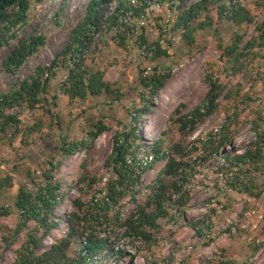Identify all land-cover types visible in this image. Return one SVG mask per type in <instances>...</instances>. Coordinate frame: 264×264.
Here are the masks:
<instances>
[{
    "label": "rangeland",
    "instance_id": "1",
    "mask_svg": "<svg viewBox=\"0 0 264 264\" xmlns=\"http://www.w3.org/2000/svg\"><path fill=\"white\" fill-rule=\"evenodd\" d=\"M89 1L30 0L27 22L18 37L43 36L46 43L14 75L5 71L3 63L18 39L0 49V94L14 91L39 67L51 66L70 44L74 29L84 21ZM121 1L126 3L127 12L119 23L135 35L126 42L124 51L109 42L116 37V28L105 32L107 18ZM199 1L162 0L159 12L152 9L148 0H116L105 7L104 29L94 35L87 55L104 72V80L116 93L70 101L62 90L68 74L64 67L49 81L48 93L35 109L23 104L5 110V116L15 117L18 123L0 131V184L8 179L0 187V264L16 262L26 234L35 226L32 221L20 234H14L19 222L14 204L21 188L35 191L44 184V173L52 175V182L60 185L58 194L63 197L52 211L59 225L46 236L37 233L42 238L36 250L40 255L65 236V222L71 213L77 211L85 216L94 198L105 197L102 191L115 179L107 164L113 154L114 137L133 133L136 157H154L156 144L166 153L173 146H181L183 157L179 159L193 169H188L184 188L190 200L183 213L175 214V219L159 221L157 240L151 246H142L124 236L125 228L98 226L97 232L111 236L113 243V252L99 254L98 264H264V247L254 255L252 249L253 245L264 244V172L251 175L262 187L260 197L253 198L231 188L230 181L236 174L228 170L224 159L225 154H244L254 147L257 126L264 129V44L249 48L242 61L244 69L237 74L227 70L221 60V49L231 44L236 33L244 34L242 45L257 36L256 25L264 20V8L256 5L257 0H234L250 11L254 21L242 26L222 22L217 31H198L195 43L189 46L181 31L170 28L176 22L177 6L188 8ZM142 32L150 46L146 55L136 43ZM157 43L167 50L166 54L155 56ZM155 72L168 77L164 87L154 94L144 90L141 78H151ZM209 75L227 84L217 100L218 109L183 135L177 121L204 103L210 91ZM98 122L107 129L91 140L89 133ZM226 127L232 134L231 144L215 153L212 137ZM81 142L87 146L79 152L68 155L64 151ZM165 163L166 160L160 161L153 170L142 173L138 203L128 197L116 209L123 219L132 215L137 204H144L147 186ZM77 200L82 209L75 205ZM2 208L10 214L3 216ZM196 224H206L202 236L197 234ZM3 237L10 239V247ZM84 239L73 241L70 258L79 256Z\"/></svg>",
    "mask_w": 264,
    "mask_h": 264
},
{
    "label": "trees",
    "instance_id": "2",
    "mask_svg": "<svg viewBox=\"0 0 264 264\" xmlns=\"http://www.w3.org/2000/svg\"><path fill=\"white\" fill-rule=\"evenodd\" d=\"M115 1L90 0L85 11L84 21L74 29L70 44L52 62L51 66L39 67L30 78L21 82L14 91L8 94H0V120H2L0 131H5L8 126L18 123L15 117L5 116V110L23 104L35 109L42 103V96L48 93L49 81L56 76L59 69L64 67L68 69V74L62 84V90L70 101H85L90 97H98L110 92L111 94L116 93L115 90H112L111 84L104 80V72L94 66L93 58H88L94 35L104 29L103 12L105 7ZM256 5L264 8V0H257ZM29 9L30 0H0V49L18 39L16 47L3 63L5 71L12 75L16 74L28 58L36 54L46 43L43 36L18 37V31L27 22ZM126 12V3L121 1L115 12L107 18L108 23L105 28V32L116 28V37L109 42L121 51L127 48V41L135 38L132 29L123 23H119L120 17ZM175 13L176 22L174 26L172 24L170 29L181 31L183 39L189 46L195 43V35L198 31H211L213 29L217 31V25L222 22L242 26L254 21L250 11L234 0H200L188 8H184L182 5L177 6ZM256 30L257 36L249 42L242 45L244 34L236 33L231 44L221 49V60L224 67L231 73L237 74L244 69L242 61L243 57L249 54V48L264 44V20L256 25ZM136 43L146 55L150 46L147 45L143 32ZM156 45V57L167 53V50L162 49L159 43ZM167 77L168 74L161 75L155 72L151 78H141V85L144 90H150L151 93L155 94L164 87ZM207 80L210 91L204 103L177 121L180 125L179 130L183 135H187L188 130L195 129L199 121L218 109L217 100L227 84L220 83L219 80L214 79L213 75H209ZM261 119L264 118L261 117ZM257 127L259 131L254 147L244 154H236L235 156L225 154L224 159L227 162V167H229L228 170L236 174L230 181L231 188L258 199L262 187L256 184L251 175L264 172V129L260 130L261 125ZM228 128L226 127L220 135L212 137L210 143L213 148L216 146L215 153L219 148L231 144L232 134ZM106 129L107 127L102 122H98L94 126V130L89 133L90 139L95 140ZM133 135L134 133L131 134V136ZM131 136L119 135L114 137L113 154L107 160V164L113 168L115 179L108 182L105 197L101 200L94 198V201L89 203V209L85 216H80L77 211L71 213L65 222L67 227L65 236L40 255L36 254V250L40 247L42 238L37 237V233L42 232L43 236H46L59 225L52 217V211L63 197L58 194L60 185L52 182V175L44 173L45 182L37 186L35 191L28 192L24 188L19 190L14 204V211H17L19 215V222L14 234H20L32 221L35 222V226L26 234L14 264H98L96 258L99 254L113 252L111 247L113 243L110 242L111 236H101L97 232L98 226L111 227L114 225L117 228H125L124 236L142 244V246H151L157 240L159 221L175 219V214L183 213L190 200L189 192L184 189L189 179L187 176L188 169H193L188 163L180 160L182 156L181 146H173L174 148L166 153L160 146L154 145L153 163L141 167L136 164V151L133 149L134 141ZM86 146V142L74 143L64 151L68 155H72ZM128 157L132 158L131 164L127 162ZM163 160H166L164 167L157 173L152 184L146 188L148 195L144 204H137L132 215L123 219L120 212L116 210L117 207L128 197L138 203L137 188L142 184V173L153 170L156 163ZM7 180L5 178L2 181L1 188L4 187ZM75 205L78 209L83 208L80 200L75 201ZM2 211L3 216L10 214L8 209L2 208ZM203 225H195L199 227L197 228L199 236L203 235ZM79 238L85 239L82 242L79 256L72 259L69 256L70 247L73 241ZM3 241L7 242L8 247L12 244L9 238L3 237ZM261 247H264V244L253 245V255ZM140 251L138 250V253ZM244 264L248 263L245 262Z\"/></svg>",
    "mask_w": 264,
    "mask_h": 264
},
{
    "label": "built area",
    "instance_id": "3",
    "mask_svg": "<svg viewBox=\"0 0 264 264\" xmlns=\"http://www.w3.org/2000/svg\"><path fill=\"white\" fill-rule=\"evenodd\" d=\"M149 3L152 5V9H154L155 11H162V0H148ZM148 13V12H147ZM170 19H168L167 22H169ZM145 24V22H142V25ZM148 73V72H146ZM136 164L138 166H141V167H146V166H149L153 163L154 161V157L152 155H145V156H140V157H136ZM127 162L128 163H132V158H127ZM111 172L113 173V168L111 169ZM105 192V191H104Z\"/></svg>",
    "mask_w": 264,
    "mask_h": 264
}]
</instances>
